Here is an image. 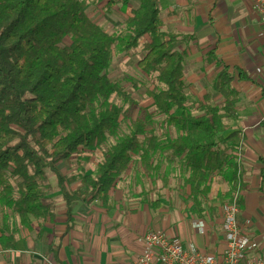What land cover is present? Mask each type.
<instances>
[{
    "label": "trees",
    "instance_id": "1",
    "mask_svg": "<svg viewBox=\"0 0 264 264\" xmlns=\"http://www.w3.org/2000/svg\"><path fill=\"white\" fill-rule=\"evenodd\" d=\"M89 1L0 0V200L27 226L31 217L46 220L52 216V206L40 180L54 175L66 203L69 228L75 202L109 200L134 155L141 150L149 154L142 147L144 124L138 123L133 132L108 147L97 170L84 173L75 190L60 166L81 147L101 144L118 126L122 109L107 105L112 93L123 91L107 76L113 48L119 44L130 52L149 35L152 40L144 42L147 53L139 66L157 74L162 87L152 92L153 104L178 132L154 148L171 152L166 157L170 162L179 160V171L199 213L201 198L208 197L217 174L230 183L224 197L231 201L242 190L240 158L245 139L231 124L239 115L235 69L210 50L205 64L221 69L212 91L202 100L190 101L184 80L186 53L174 48L179 34L161 29L160 0H138L137 8L129 6L132 0H108L107 9L121 5L127 13L128 33L120 38L90 18ZM66 37L71 38L70 45L64 44ZM214 92L221 95V102L215 101ZM145 165L156 172L162 166ZM169 173L170 167L165 174ZM241 202L240 195V206Z\"/></svg>",
    "mask_w": 264,
    "mask_h": 264
},
{
    "label": "crops",
    "instance_id": "2",
    "mask_svg": "<svg viewBox=\"0 0 264 264\" xmlns=\"http://www.w3.org/2000/svg\"><path fill=\"white\" fill-rule=\"evenodd\" d=\"M107 1L103 0L107 13L123 15L126 24L122 6L107 9ZM253 2L160 0V8L161 29L179 34L178 39L201 50L204 65L206 54L215 50L236 71L239 115L231 124L245 135L238 219L253 241L252 253L264 258V21ZM139 5L138 0L129 3L132 8ZM216 68L217 74L221 66ZM130 167L111 189L108 201L75 202L70 228L59 189L56 195L61 199L46 220L31 217L27 226L14 212L16 216L0 217V264H128L141 253L143 236L150 230L177 236L186 248L225 249L222 226L223 205L228 203L224 196L231 187L228 181L214 176L207 204L201 203L199 213L184 179L172 177L171 171L165 174L169 168L165 163L156 172L137 161L135 175L121 184Z\"/></svg>",
    "mask_w": 264,
    "mask_h": 264
},
{
    "label": "rangeland",
    "instance_id": "3",
    "mask_svg": "<svg viewBox=\"0 0 264 264\" xmlns=\"http://www.w3.org/2000/svg\"><path fill=\"white\" fill-rule=\"evenodd\" d=\"M140 3V2H139ZM104 2L94 3L92 0L88 2L86 13L90 18L100 24L105 30L116 36L123 37L128 33L125 18L123 15L111 12L107 13ZM164 27L162 28V30ZM165 32V31H164ZM151 41L152 38L147 35L140 47L132 49L130 52L123 51L119 44L113 48V60L108 69L107 76L118 83L122 87V93H112L107 101V105L112 107L119 106L122 109L118 126L111 132L107 133V139L96 147H81L79 151L74 153L68 160L61 164L63 173L68 176L73 183L70 184L72 190H75L80 184V177L84 173H93L97 170L99 164L103 161V152L115 144L120 138H124L133 132L138 123L145 126V132L141 135L142 147L149 150V154H135L128 173L122 178L121 184H125L129 175H135L136 162L140 164H150L159 166V163L170 167L172 177L181 178L183 173L179 171V160L170 162L166 157L171 154L154 146H161L170 138L177 136L176 128L169 126L166 117L157 112L154 106V98L152 92L162 87L157 78L156 73H148L139 66V62L147 53L144 42ZM72 40L66 37L64 44L70 45ZM174 48L185 52L184 61V80L187 85V96L190 101L200 100L204 93L212 91V80L216 74V66L204 65V54L201 50L191 47V44L177 39ZM216 102H221L222 97L216 93L213 94ZM199 114V113H196ZM166 158V160H165ZM146 166V165H145ZM147 167V166H146ZM126 178V179H125ZM185 181V179H184ZM15 188L17 182H13ZM41 185L48 190V202L53 205L59 203L60 197L56 195L59 192L57 187V179L54 175H48L46 180H40ZM128 184H131L130 182ZM48 186H51L49 191ZM60 193V192H59ZM61 194V193H60ZM51 195V196H50ZM57 196V197H56ZM208 198V197H207ZM207 198L202 197L201 203L207 204ZM220 202H223L220 198ZM9 205L0 200V217L16 216Z\"/></svg>",
    "mask_w": 264,
    "mask_h": 264
},
{
    "label": "built area",
    "instance_id": "4",
    "mask_svg": "<svg viewBox=\"0 0 264 264\" xmlns=\"http://www.w3.org/2000/svg\"><path fill=\"white\" fill-rule=\"evenodd\" d=\"M253 7L264 21V0H254ZM239 201L237 193L223 205L222 251L186 248L177 236L150 230L143 236L141 253L128 264H264V258L252 253L253 241L238 219Z\"/></svg>",
    "mask_w": 264,
    "mask_h": 264
}]
</instances>
